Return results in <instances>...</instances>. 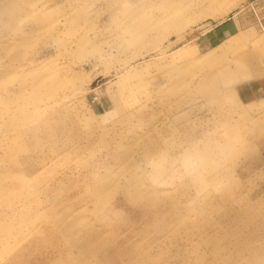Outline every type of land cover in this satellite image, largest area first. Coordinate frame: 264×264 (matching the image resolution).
I'll use <instances>...</instances> for the list:
<instances>
[{
  "label": "rangeland",
  "instance_id": "obj_1",
  "mask_svg": "<svg viewBox=\"0 0 264 264\" xmlns=\"http://www.w3.org/2000/svg\"><path fill=\"white\" fill-rule=\"evenodd\" d=\"M0 264H264V0H0Z\"/></svg>",
  "mask_w": 264,
  "mask_h": 264
},
{
  "label": "crops",
  "instance_id": "obj_2",
  "mask_svg": "<svg viewBox=\"0 0 264 264\" xmlns=\"http://www.w3.org/2000/svg\"><path fill=\"white\" fill-rule=\"evenodd\" d=\"M231 29L232 27L230 23L224 21L220 22L219 24H217V30L214 32V35L216 37L226 36L231 32Z\"/></svg>",
  "mask_w": 264,
  "mask_h": 264
},
{
  "label": "bare ground",
  "instance_id": "obj_3",
  "mask_svg": "<svg viewBox=\"0 0 264 264\" xmlns=\"http://www.w3.org/2000/svg\"><path fill=\"white\" fill-rule=\"evenodd\" d=\"M35 262H36V261H35ZM35 262H34V263H35Z\"/></svg>",
  "mask_w": 264,
  "mask_h": 264
}]
</instances>
